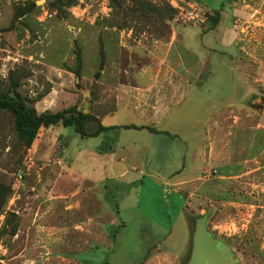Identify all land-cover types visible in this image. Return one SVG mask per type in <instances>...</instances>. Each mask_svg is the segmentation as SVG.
I'll use <instances>...</instances> for the list:
<instances>
[{
	"label": "rangeland",
	"instance_id": "374dc122",
	"mask_svg": "<svg viewBox=\"0 0 264 264\" xmlns=\"http://www.w3.org/2000/svg\"><path fill=\"white\" fill-rule=\"evenodd\" d=\"M235 11L242 14L235 25L237 48L235 33L223 29L230 28L229 21L213 30L209 19L219 12L220 21L221 14ZM175 24H196L184 28L204 31L211 49L203 55L209 69L204 78L214 72L216 121L221 117L231 130L216 133V151L225 153L216 160V171L236 163L242 164L239 174L215 178L211 168L198 175L203 178L182 190L187 213L181 195L147 178L127 189L108 181L99 196L85 201L86 212L73 218L70 168H86L74 154L96 139L51 126L26 146L17 137L13 114L0 110V264H73L71 259L142 264L157 243H162L158 250L184 264L192 218L205 220L210 234L230 249L234 264H264V0H0V92L15 90L37 115L70 108L90 114L93 106L111 110L113 93L105 78L124 77L139 62L130 51L145 32L160 37L168 26L175 31ZM233 60L251 63V70L243 69L251 85L239 83ZM87 125L88 132L97 129L90 120ZM129 196L139 200L137 209L127 206ZM146 216L159 227L141 228ZM88 219L96 221L93 229L84 228ZM114 219L126 226H109ZM79 220L82 229H75ZM101 234L110 235L108 247L73 254L96 246Z\"/></svg>",
	"mask_w": 264,
	"mask_h": 264
},
{
	"label": "crops",
	"instance_id": "0c3cea01",
	"mask_svg": "<svg viewBox=\"0 0 264 264\" xmlns=\"http://www.w3.org/2000/svg\"><path fill=\"white\" fill-rule=\"evenodd\" d=\"M241 18L242 14L236 11L230 16L221 14L218 25L214 27L217 29L223 19L229 21L230 28L226 29L225 26L223 29L235 33L232 43L236 48L239 34L235 25ZM186 26L197 25L175 24V31L168 26L160 37L145 32L136 39L134 50L130 51L139 62L124 71V77L116 80L105 78V84L113 93V108L103 111L104 106H93L90 114L96 124L109 130L93 137L96 142L90 149L79 150L74 154L75 161L85 164L86 168L79 171L70 168L68 179L75 188V200L68 213L73 218L86 212L85 201H89L93 194L99 196L108 181L127 189L142 185L147 178L155 185L171 188L172 195H181L184 198L185 213L186 196L182 190L203 178L198 175L207 173L211 168L210 175L215 178L216 174L222 179H228L229 174H239L242 164L236 163H227L216 171V160L225 156V153L219 155L216 151V133H230L231 130L221 124V117L216 121L218 105L214 72H209L213 77L204 78L209 69L206 68L203 55L211 52L204 44V31L186 29ZM232 63L240 79L239 83L251 85L249 73L243 71L244 68L251 70V63L242 65L235 60ZM261 65L264 66L263 62ZM108 74L109 67L105 66L101 76ZM206 85L209 86L207 89ZM223 115L224 118L226 115ZM80 196L84 203L77 199ZM128 200L130 202L127 206L131 209L139 207V200L131 196ZM179 200L177 198V203ZM119 211L118 207V215ZM146 217L148 222L140 226L144 230L150 229L156 222ZM81 222L73 227L82 229ZM95 222L88 219L84 228L93 229ZM118 223L114 219L109 226H126V221L120 222V225ZM103 227L108 228L107 224ZM110 238L109 234H101L96 246L73 254L93 251L100 246L108 247ZM160 244L157 243L155 252L149 254L142 264H179L167 252L157 249ZM71 260L73 264H81Z\"/></svg>",
	"mask_w": 264,
	"mask_h": 264
},
{
	"label": "trees",
	"instance_id": "16d2710c",
	"mask_svg": "<svg viewBox=\"0 0 264 264\" xmlns=\"http://www.w3.org/2000/svg\"><path fill=\"white\" fill-rule=\"evenodd\" d=\"M209 19L214 23L210 27V29H213L219 22V12H215ZM0 110L10 111L13 114L17 137L26 146L32 145L42 128H49L51 126L73 128L74 132L81 138H93L109 130L96 124V120L91 114H83L75 108H70L56 114L43 113L37 115L26 106L13 89L9 90L8 93L0 92ZM89 120L96 125V130L87 131Z\"/></svg>",
	"mask_w": 264,
	"mask_h": 264
},
{
	"label": "water",
	"instance_id": "95a60500",
	"mask_svg": "<svg viewBox=\"0 0 264 264\" xmlns=\"http://www.w3.org/2000/svg\"><path fill=\"white\" fill-rule=\"evenodd\" d=\"M191 249L184 264H234L230 249L206 228L202 218L191 220Z\"/></svg>",
	"mask_w": 264,
	"mask_h": 264
}]
</instances>
